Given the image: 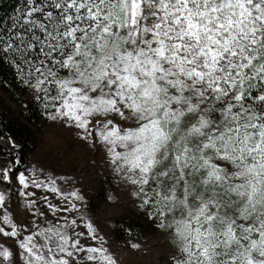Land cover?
<instances>
[{"label":"snow or ice","instance_id":"snow-or-ice-1","mask_svg":"<svg viewBox=\"0 0 264 264\" xmlns=\"http://www.w3.org/2000/svg\"><path fill=\"white\" fill-rule=\"evenodd\" d=\"M25 5L15 19L0 17V62L13 66L46 108L54 106L51 120L111 145L113 162L123 160L121 170L127 167L136 195L145 197L142 206L154 208L162 228L175 227L185 264H264V0ZM63 70L67 78L59 76ZM108 113L139 127L121 134L108 130L107 120L89 130V117ZM18 162L0 167V180L8 181ZM150 179L158 189L148 193ZM18 181L25 189L54 184L24 173ZM4 201L0 194V207ZM168 213L181 218L165 224ZM3 222L11 224L6 213ZM75 223L36 233L44 245L25 237L19 246L26 264H68L46 258L45 247L51 256L87 251L110 261L103 249L69 242L67 229ZM11 227L0 232L17 236ZM88 228L95 239L91 223ZM0 257L9 262L12 253L5 248Z\"/></svg>","mask_w":264,"mask_h":264},{"label":"rangeland","instance_id":"rangeland-1","mask_svg":"<svg viewBox=\"0 0 264 264\" xmlns=\"http://www.w3.org/2000/svg\"><path fill=\"white\" fill-rule=\"evenodd\" d=\"M68 75L67 70L59 73L63 78ZM36 96L34 88L29 87L24 98L31 101ZM23 109L24 103L13 100L0 88V112L26 132L28 144L33 146L27 155H23V162L16 157L15 161L19 162L14 165L16 170L10 174V179L0 180V194L5 196L3 207H0V228L4 232H11V224H15L19 229L15 237L5 236L0 232V250L6 248L12 253L9 262L0 257V264H26L25 255H22L24 250L19 246L25 237L33 236L38 245H44L45 237L35 235L36 233L56 226L71 225L72 221L76 223L67 229L69 242L78 240L83 249H103V255L110 257V261L103 259L99 253L87 251L76 252L72 257L59 252L51 256L45 247L43 253L46 258L64 259L68 264H185L187 254L181 250L182 244L175 227L162 228L161 218L154 215V208L142 206L145 197L136 195L139 186L127 179V167L121 170L123 160L113 162V154L109 151L111 145L106 144L95 133L92 138L84 140L81 138V131L75 127H63L59 121L54 123L51 120L54 106L36 122L26 120ZM88 119L89 130L97 127V121L106 123L107 120L112 121L108 130L114 126L121 134L139 127L138 123L126 121L118 113L96 114ZM115 151L123 153L125 149L117 146ZM218 163L229 171L234 170L229 162ZM21 173L46 183L54 181V184L49 183L48 187L39 188L29 184L25 189L18 181ZM51 187L59 191L53 192ZM154 189H158V184L150 179L144 186V191L151 193ZM74 191L82 198L73 199L70 194ZM29 201H34V204H29ZM73 204L76 205L75 210L71 207ZM90 205L94 208L92 213L95 221L89 218ZM5 213L11 224L3 222ZM117 218L133 221V238L118 241L112 236L113 224ZM180 218L179 213L175 216L168 213L163 222L173 224L174 220ZM89 223L95 239L89 231ZM89 255L97 258L88 260Z\"/></svg>","mask_w":264,"mask_h":264},{"label":"trees","instance_id":"trees-1","mask_svg":"<svg viewBox=\"0 0 264 264\" xmlns=\"http://www.w3.org/2000/svg\"><path fill=\"white\" fill-rule=\"evenodd\" d=\"M19 10H26L25 0H2L0 3V17H12ZM34 82V81H33ZM30 86L23 83L13 66L0 62V88L4 89L13 100L24 103L23 116L29 122H36L37 119L52 109V105L45 106V101L34 98L31 101L25 100L24 96ZM43 95V94H40ZM37 97V96H36ZM33 146L28 144L26 132L13 120L8 119L0 112V167H8L9 162L17 152L27 155ZM21 158H19L21 160ZM14 167V166H13ZM15 168V167H14ZM12 169V173L15 169ZM90 220H94V208L90 205ZM135 226L133 221L117 218L113 224L112 236L118 241L133 238Z\"/></svg>","mask_w":264,"mask_h":264},{"label":"flooded vegetation","instance_id":"flooded-vegetation-1","mask_svg":"<svg viewBox=\"0 0 264 264\" xmlns=\"http://www.w3.org/2000/svg\"><path fill=\"white\" fill-rule=\"evenodd\" d=\"M21 155H22V154H21L20 152H17V153H16V156H15V158H14V161H15L16 157H17V158H18V157L21 158V157H20Z\"/></svg>","mask_w":264,"mask_h":264},{"label":"water","instance_id":"water-1","mask_svg":"<svg viewBox=\"0 0 264 264\" xmlns=\"http://www.w3.org/2000/svg\"><path fill=\"white\" fill-rule=\"evenodd\" d=\"M13 161H14V159H13ZM21 161H22V162L24 161V157L21 158Z\"/></svg>","mask_w":264,"mask_h":264}]
</instances>
